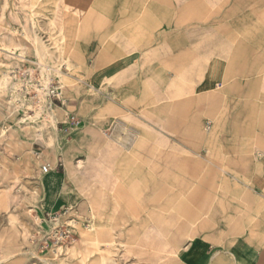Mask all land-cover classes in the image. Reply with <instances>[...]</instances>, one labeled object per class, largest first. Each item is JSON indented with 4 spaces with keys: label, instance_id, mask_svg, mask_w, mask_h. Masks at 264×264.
I'll list each match as a JSON object with an SVG mask.
<instances>
[{
    "label": "rangeland",
    "instance_id": "obj_1",
    "mask_svg": "<svg viewBox=\"0 0 264 264\" xmlns=\"http://www.w3.org/2000/svg\"><path fill=\"white\" fill-rule=\"evenodd\" d=\"M147 65L174 74L169 97ZM261 151L264 0H0V264H185L193 237H259ZM65 206L73 239L53 245Z\"/></svg>",
    "mask_w": 264,
    "mask_h": 264
},
{
    "label": "crops",
    "instance_id": "obj_2",
    "mask_svg": "<svg viewBox=\"0 0 264 264\" xmlns=\"http://www.w3.org/2000/svg\"><path fill=\"white\" fill-rule=\"evenodd\" d=\"M133 63L134 60L130 55H123L111 62L100 64L97 69L92 70L88 85L95 90H98L95 88L98 86L99 93H102L101 88L107 86L108 79L127 73L126 71L132 67ZM145 68L147 70L143 77L145 82L151 85L159 95L158 97H169L170 91L167 88L174 79V74L164 65H147ZM223 76L221 66L218 63H212L205 77V87L212 90L216 87L223 88L220 82ZM130 83L126 82V85L137 88L141 81H138L136 85ZM103 95L105 96V93ZM263 160L264 152L261 151V169ZM205 199V197L201 198V202ZM89 202L93 208L92 198ZM257 226V229L261 231L258 233L259 237L251 236L250 233L231 239L217 234L193 237L184 247L181 253L182 259L185 264H264V221L261 220Z\"/></svg>",
    "mask_w": 264,
    "mask_h": 264
},
{
    "label": "built area",
    "instance_id": "obj_3",
    "mask_svg": "<svg viewBox=\"0 0 264 264\" xmlns=\"http://www.w3.org/2000/svg\"><path fill=\"white\" fill-rule=\"evenodd\" d=\"M48 96L51 99H56L59 96V92L57 87L51 86L48 89ZM68 123L73 127H78L80 125V120L76 119L73 115H67ZM205 129H209V123H206ZM53 168L50 166L49 163L42 165L41 170L43 173H48ZM71 210V207H62L58 212H50L47 213L49 221L53 223L51 229L53 231V239L52 244L58 245L62 244L63 242H70L73 239L74 227L72 224L69 223H59V218L68 213Z\"/></svg>",
    "mask_w": 264,
    "mask_h": 264
},
{
    "label": "bare ground",
    "instance_id": "obj_4",
    "mask_svg": "<svg viewBox=\"0 0 264 264\" xmlns=\"http://www.w3.org/2000/svg\"><path fill=\"white\" fill-rule=\"evenodd\" d=\"M49 105H51L50 107H52V104L51 103H49ZM48 113V115H49V118L52 120V121H54V116H53V112L52 111H49V112H47Z\"/></svg>",
    "mask_w": 264,
    "mask_h": 264
}]
</instances>
